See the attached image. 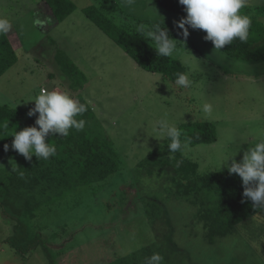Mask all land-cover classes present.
<instances>
[{"label":"rangeland","instance_id":"374dc122","mask_svg":"<svg viewBox=\"0 0 264 264\" xmlns=\"http://www.w3.org/2000/svg\"><path fill=\"white\" fill-rule=\"evenodd\" d=\"M71 1L76 10L64 22L55 24L45 21L49 8L44 0H0V18L11 24L6 35L18 55L17 64L0 78V104L31 109L32 98L42 88L67 92L79 102L84 100L102 122L124 164L121 174L102 190L89 193L84 204L79 195L40 208L31 226L41 234L50 256L57 264H109L115 256L141 250L155 238L141 202L144 195L167 209L177 251L173 256L179 261L262 264L257 259L264 258V254L254 255L246 249L250 244L243 242L249 239L257 245L256 232L258 235L262 230L261 225L241 224L234 236L211 245L204 239V225L193 221L196 208L180 200L162 180L146 177L136 185L134 171L156 149L174 157L175 153L170 155L167 148L168 141L155 137L152 131L161 119L179 129L193 123L215 125L214 144L187 143L182 152H176L199 165V176L227 170L220 168V162L240 149L235 157L239 162L248 146L264 138V63L228 60L202 40L199 30L189 29L193 42H178L180 51L172 57L186 67L193 83L187 89L174 87L163 76L140 68L87 18L84 9L97 7L116 23L138 33L141 25L147 30L162 20L163 25L174 27L173 22L182 16L150 0H135L131 6L124 0ZM263 6L264 0H248L246 5ZM58 49L86 78L83 90L73 91L71 82L56 67L53 60ZM204 102L213 105L211 116L202 112ZM23 159L10 149L0 158V171L16 167ZM122 196H127L124 203ZM13 224L0 210V264H50L42 246L21 255L5 243ZM261 242L262 238L257 254L264 251Z\"/></svg>","mask_w":264,"mask_h":264},{"label":"trees","instance_id":"16d2710c","mask_svg":"<svg viewBox=\"0 0 264 264\" xmlns=\"http://www.w3.org/2000/svg\"><path fill=\"white\" fill-rule=\"evenodd\" d=\"M150 1L167 12L186 16L178 0ZM44 3L49 8L45 21L51 23L55 21V24L64 22L76 10L71 0H44ZM84 14L140 68L149 73L159 74L172 86L179 87L174 84L175 74L187 73L186 67L179 60L172 56H158L151 42L137 30L116 23L97 7L85 8ZM241 14L248 15L252 21L248 40L244 43L235 40L220 52L228 60L247 64L264 63V6L244 7ZM163 26L168 29L171 38L193 42L189 36L186 41L178 37L174 27ZM198 33L201 37L206 35L201 30ZM197 49L195 46L196 52ZM63 52L58 49L53 62L77 93L87 85L86 78ZM17 62L18 55L6 33L0 35V78ZM80 103L88 106V111L76 117L78 120L86 121L85 128L83 131L70 129L66 137L50 134L46 138V143L56 147L54 156L48 160H38L35 156L30 161L24 158L16 167L0 171V210L5 218L14 223L12 234L5 243L21 255H27L36 247L42 246L46 255L50 257V264L57 263L48 253L41 234L34 231L31 226L40 208L45 204L50 207L69 199L71 201L80 197L79 195L82 196L84 204L89 193L102 190L112 179L120 175L124 168L114 142L90 104L84 100ZM29 110L0 104V158L7 153L4 151L5 144L9 145V150L11 149L12 135L15 132L35 126L38 114L28 117ZM25 119L28 121L25 122ZM180 130L181 141L192 146L214 144L217 141L216 127L211 123L185 124ZM177 161H182L179 167L176 166ZM198 170L197 163L187 161L178 153H175L174 157H169L167 151L159 148L142 161L135 169L134 176L136 185L146 177L162 180L163 184L168 183L180 200L196 208L193 221L195 219V222L204 225V239L211 245L216 244L219 239L234 236L241 224L253 222L252 225H261L262 230L258 235V231L256 232L257 245H252L249 239H243V242L250 244L246 249H250L254 255L264 254V251H259L258 254L256 251L261 238V246H264V208H255L251 201L242 202L244 189L237 175H229L225 170L199 176ZM138 193L139 196L142 195L140 190ZM126 197L122 196L123 203L127 200ZM141 202L155 238L139 251L126 256H115L109 264H145L146 258L153 253H159L164 258L162 264H185L173 256L177 251L176 245H173L174 235L167 209L155 198L148 196L142 195ZM258 248L260 250V247ZM257 260L264 264V258L260 257Z\"/></svg>","mask_w":264,"mask_h":264},{"label":"clouds","instance_id":"9594fccd","mask_svg":"<svg viewBox=\"0 0 264 264\" xmlns=\"http://www.w3.org/2000/svg\"><path fill=\"white\" fill-rule=\"evenodd\" d=\"M124 3L131 6L135 0H124ZM178 3L183 6L186 16L174 21L173 24L176 35L183 40H187L189 29L206 33L204 41L210 42L217 51L235 40L241 43L248 40L252 21L248 15L241 14L248 0H178ZM10 29V22L0 18V35L9 32ZM140 34L151 42L152 48L160 57H171L180 51L178 48L180 41L171 38L168 29L163 26V20L154 23L147 30L141 25ZM175 77L176 86L186 89L192 86L193 82L188 73H176ZM31 101H34V107L27 115L33 117L38 114L35 126L15 132L10 147L26 160L30 161L33 156L38 160H48L56 154V147L46 143V138L50 134L66 137L70 129L83 131L86 121L78 120L76 117L88 111V106L74 100L67 92L43 88ZM201 110L205 116H211L213 105L204 102ZM152 131L155 137L168 141L170 155L182 152L187 147V142L181 141V130L167 119L157 121ZM261 135H264V132ZM4 151H9V145H4ZM239 151L240 149L225 156L220 162V168L226 167L229 175L235 174L241 179L244 189L242 202L251 201L255 208H264V138L248 146L237 162L235 157ZM180 163L182 161H177L176 166L179 167ZM163 259L159 253H153L146 258L145 264H162Z\"/></svg>","mask_w":264,"mask_h":264}]
</instances>
